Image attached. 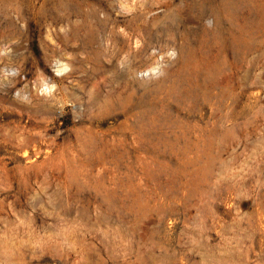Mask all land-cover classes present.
<instances>
[{
  "label": "rangeland",
  "instance_id": "rangeland-1",
  "mask_svg": "<svg viewBox=\"0 0 264 264\" xmlns=\"http://www.w3.org/2000/svg\"><path fill=\"white\" fill-rule=\"evenodd\" d=\"M0 264H264V0H0Z\"/></svg>",
  "mask_w": 264,
  "mask_h": 264
},
{
  "label": "bare ground",
  "instance_id": "bare-ground-1",
  "mask_svg": "<svg viewBox=\"0 0 264 264\" xmlns=\"http://www.w3.org/2000/svg\"><path fill=\"white\" fill-rule=\"evenodd\" d=\"M62 69H63V71H65L66 69H67V66H65L64 68H63V66H62ZM62 69H61V71H62ZM154 69V68H153ZM46 85V84H45ZM50 89H52V86H50V87H47V85H46V88H45V90L47 91V90H50ZM18 91V90H17Z\"/></svg>",
  "mask_w": 264,
  "mask_h": 264
}]
</instances>
